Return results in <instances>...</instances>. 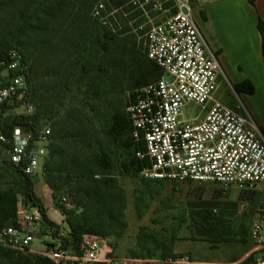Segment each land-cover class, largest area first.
<instances>
[{
    "label": "trees",
    "instance_id": "obj_1",
    "mask_svg": "<svg viewBox=\"0 0 264 264\" xmlns=\"http://www.w3.org/2000/svg\"><path fill=\"white\" fill-rule=\"evenodd\" d=\"M98 1L0 0V57L13 49L22 54L29 66L25 102L36 109L32 116L4 118L3 126L10 137L15 126L37 133L41 121L51 122L45 183L52 190L55 208L63 214L70 232L62 247L72 251L79 250L84 235L113 239V251L116 244L129 239L127 201L119 178L141 175L148 161L137 157V151L145 146L131 136L122 96L125 88L135 90L129 95L130 105L135 102L138 89L162 76V71L138 46L135 35H111L92 18ZM113 3L118 5L121 1ZM249 3L256 6V0ZM258 31L264 57L261 19ZM234 89L237 93L244 89L250 94L254 91L248 84L236 85ZM115 147L127 153L124 161L113 157ZM0 150L5 152L2 147ZM6 165L5 172L16 182L9 187L0 183V231L15 224L22 197L24 205L40 210L41 228L57 232L59 226L48 218L35 193L33 179L7 158ZM63 192L70 196L75 209L68 210L62 204ZM136 212L139 219L144 217L137 203ZM186 224L185 214L181 223L172 225L169 231L140 226L134 245L122 257L179 258L174 246ZM14 255L24 253L0 248V257L11 259ZM39 260L53 264L47 258Z\"/></svg>",
    "mask_w": 264,
    "mask_h": 264
},
{
    "label": "built area",
    "instance_id": "obj_2",
    "mask_svg": "<svg viewBox=\"0 0 264 264\" xmlns=\"http://www.w3.org/2000/svg\"><path fill=\"white\" fill-rule=\"evenodd\" d=\"M99 0L92 18L111 35H135L138 46L162 71V76L136 91L127 116L131 136L142 142L137 157L147 160L141 176L178 184H212L254 190L264 185V132L239 100L235 107L218 98L226 75L214 51L193 19L198 0ZM29 66L22 54L10 50L0 57V147L7 160L34 178L46 169L51 129L37 133L15 126L7 136L5 108L28 92ZM237 96L236 91L232 89ZM191 105L197 113H185ZM28 104L25 116H32ZM68 199L64 197L62 204ZM42 225L40 210L18 204L15 224L0 231V248L34 253L35 230ZM44 251L53 264H205L188 256L138 259L114 256L102 237L84 235L78 251L62 247ZM252 238L264 264V200L252 226Z\"/></svg>",
    "mask_w": 264,
    "mask_h": 264
},
{
    "label": "crops",
    "instance_id": "obj_3",
    "mask_svg": "<svg viewBox=\"0 0 264 264\" xmlns=\"http://www.w3.org/2000/svg\"><path fill=\"white\" fill-rule=\"evenodd\" d=\"M193 4L226 77L235 86L253 87L252 94L247 89L241 93L264 132V57L258 31L259 20L264 21V0H256L255 7L249 0H198ZM200 185H205L200 197L187 202V224L174 246L175 254L205 264H255L261 253L252 238V226L262 213L264 185L254 190ZM45 210L52 222L67 227L53 202ZM50 211L59 214L60 221L53 220ZM138 229L131 238L119 242L120 251L127 254ZM112 240L107 239L110 244ZM124 244L127 246L122 250Z\"/></svg>",
    "mask_w": 264,
    "mask_h": 264
},
{
    "label": "rangeland",
    "instance_id": "obj_4",
    "mask_svg": "<svg viewBox=\"0 0 264 264\" xmlns=\"http://www.w3.org/2000/svg\"><path fill=\"white\" fill-rule=\"evenodd\" d=\"M195 10V8H194ZM193 19L203 36L207 40L208 38L204 33L201 20L198 16H196L193 11ZM224 70V69H223ZM226 75V74H225ZM234 86L228 77L221 84V89L219 94L217 95L221 101L229 106L235 107V105L239 104V100L252 117L255 119L254 111H251L248 103L245 99V95L243 93H237V96L233 93L232 89ZM235 90V89H234ZM135 90H128L125 88V92L123 93V99L126 102L125 106V114L127 115L128 107L130 106L128 103L129 95ZM26 93H21L19 96L9 105L7 108L4 118L15 117V116H25L26 110L28 108V103L25 101ZM239 98V100H238ZM30 105V104H29ZM125 105V104H124ZM33 107V106H32ZM36 109L33 107V114H35ZM185 113L189 118L193 117L197 113V109L193 105H191L188 109H186ZM32 114V115H33ZM256 121V120H255ZM51 122L48 120L41 121L40 129L50 128ZM98 126L106 127V124H98ZM127 153L119 147L114 148L113 157L117 161H124ZM50 157V150H49ZM49 157L47 158L49 162ZM7 154L0 150V183L1 186L9 187L14 185L16 182L14 177L11 174L5 172L7 167L6 165ZM47 162V164H48ZM46 164V166H47ZM45 172L39 174L38 176L33 178L34 189L37 196L42 200L43 206L50 207L53 202V192L45 183ZM119 184L124 189L126 195V219L129 223V231L128 236L131 238L134 235L137 228L140 226H148L154 227L158 231H169L172 225H178L181 223L182 216L186 214V205L188 201H193L194 199L199 198L200 194L205 190V185H200L198 183H190V184H176L170 181L165 180H155V179H147L141 175L138 176H125L119 178ZM142 192L143 195H138L137 193ZM150 193V194H148ZM61 197H66L68 199L67 204L65 205L68 210L75 209L73 205V201L66 192L61 194ZM138 199V200H137ZM19 203H23V198H19ZM136 203L140 207L141 213L144 215L142 219L138 218V214L136 212ZM61 213V212H60ZM62 214V213H61ZM63 215V214H62ZM50 216L55 221H60V215L50 211ZM65 221V220H64ZM152 221L155 222V226H152ZM59 229L57 232H47L44 231L41 227H37L35 230V236L37 240L33 244L34 253L25 254L24 255H14L13 258L8 259L4 257H0V264H43V261L39 260V258H46L44 256V251L51 249L55 246L57 241V236L61 235V242L63 243L69 237V229L63 225H58ZM67 226V225H66ZM113 241V240H112ZM127 245L122 246V250H125ZM116 249L113 251L116 255H127L120 251L119 246L115 245ZM114 250V249H113Z\"/></svg>",
    "mask_w": 264,
    "mask_h": 264
}]
</instances>
